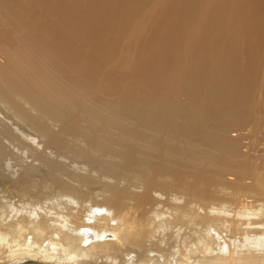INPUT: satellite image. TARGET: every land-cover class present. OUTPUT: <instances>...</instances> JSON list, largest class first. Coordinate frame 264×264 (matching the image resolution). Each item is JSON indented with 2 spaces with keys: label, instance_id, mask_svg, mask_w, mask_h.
Instances as JSON below:
<instances>
[{
  "label": "bare ground",
  "instance_id": "obj_1",
  "mask_svg": "<svg viewBox=\"0 0 264 264\" xmlns=\"http://www.w3.org/2000/svg\"><path fill=\"white\" fill-rule=\"evenodd\" d=\"M263 8L0 0V264H264Z\"/></svg>",
  "mask_w": 264,
  "mask_h": 264
},
{
  "label": "rangeland",
  "instance_id": "obj_2",
  "mask_svg": "<svg viewBox=\"0 0 264 264\" xmlns=\"http://www.w3.org/2000/svg\"><path fill=\"white\" fill-rule=\"evenodd\" d=\"M262 2H263V7H264V0H262ZM263 14H264V8H263ZM147 22L148 21H145V25L147 24ZM123 32V31H122ZM125 32H126V30L123 32V33H119V34H117V42H116V45H114V48H113V56L115 55L116 57L117 56H120L121 54H124L125 52H126V50H125V45L123 44V37H124V35H125ZM128 35V33H126V36ZM115 49V50H114ZM259 91V93H257V91H256V96L258 97L259 95H261L262 94V97H261V100L262 99H264V92L262 91V89L260 90V89H258ZM262 91V92H261ZM259 101V105H260V103L262 102V101ZM235 127H237L238 128V126H235ZM234 126H232L231 128H235ZM237 128H235V129H237ZM240 131H237V133H239ZM233 133V132H232ZM232 133H230V135H233ZM241 133H242V131H241ZM243 149V148H242ZM233 172V171H232ZM233 173H235V172H233ZM230 175H232V174H230ZM229 175V176H230ZM227 176V178H231L232 176L235 178V176H236V174L235 175H232V176ZM232 177V178H233ZM231 178V179H232ZM250 182V179L249 178H247V179H245V181L244 182Z\"/></svg>",
  "mask_w": 264,
  "mask_h": 264
}]
</instances>
